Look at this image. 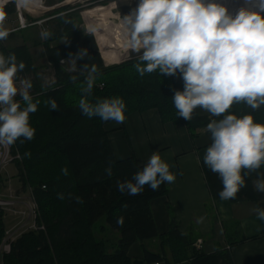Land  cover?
<instances>
[{
  "label": "trees",
  "instance_id": "16d2710c",
  "mask_svg": "<svg viewBox=\"0 0 264 264\" xmlns=\"http://www.w3.org/2000/svg\"><path fill=\"white\" fill-rule=\"evenodd\" d=\"M58 12L60 14L53 22L52 19L46 22L53 24L52 35L42 45L44 58L54 67L56 84L44 90L36 79L31 81L33 102L40 101L37 111L29 114V124L35 129V135L31 141L21 137L13 146V154L18 152L23 160L22 164L16 163L21 183L24 188L30 186L33 189L40 208L38 224L44 225L46 230L23 234L11 243L10 253L0 255V263L235 264L231 248L247 241L245 237L237 241L234 238L236 232L228 237L229 247L206 254L195 248L192 230L181 231L174 211H169L170 230L164 235L159 233L151 205L167 195L165 182L155 192L145 185L144 192L138 196L122 195L117 190V181L131 179L144 165H139L134 156L121 161L115 159L106 130L115 121L105 122L99 117L88 118L81 113L78 103L84 76L80 75L79 68L85 63L89 66L94 63L101 73L89 101L95 103L119 97L125 103V117L135 112L157 110L162 122L186 125L193 137L201 130H207V124L213 119L223 117L209 118L193 112L191 121L180 118L173 102L176 90L174 76L163 75L159 69L140 76L133 67L139 62V57L115 67H106L94 36L80 31L78 15L69 7L60 8ZM14 13L15 6L7 5L0 10V17ZM3 41L0 40V53L6 57L15 53L17 64L25 63V68L16 76L36 77L38 68L28 47L7 49ZM81 48L88 49L92 57L90 61L87 57L77 61L74 72H67L59 65L62 60H69L70 53L75 54ZM72 76L78 77L75 83L70 79ZM100 85L103 89L99 88ZM50 98L56 100L59 110L54 111L45 103ZM15 99L20 101L21 108L25 107L20 96ZM228 114L238 117L250 114L255 123L264 124V105L253 110L243 102L234 103L224 115ZM25 153H30V156H25ZM109 166L113 173L111 178L104 171ZM202 168L213 199L220 200L218 192L222 190V183L218 174L212 173L204 163ZM63 169H67V175ZM245 171L242 175L246 186L229 201L233 204L249 202L256 208H264V193L254 189L257 173L245 175ZM258 172L264 173V165ZM58 193H63L65 198L58 199ZM119 217L124 218L122 227L116 222ZM5 233L4 212L0 209V248ZM108 235L115 240L107 239ZM155 241L159 243V253L146 246ZM135 244L142 246L144 257L141 260L129 257Z\"/></svg>",
  "mask_w": 264,
  "mask_h": 264
},
{
  "label": "clouds",
  "instance_id": "9594fccd",
  "mask_svg": "<svg viewBox=\"0 0 264 264\" xmlns=\"http://www.w3.org/2000/svg\"><path fill=\"white\" fill-rule=\"evenodd\" d=\"M2 19L0 40L8 36ZM122 24L131 49L139 54V62L133 67L140 76L157 69L167 76H175L178 71L181 74L184 89L175 90L173 96L180 118L191 121L197 107L223 117L207 124L212 143L204 157L205 166L221 180L218 196L223 200L236 198L246 186L243 170L245 175L257 173L254 189L264 193V173L258 172L264 165V124L255 123L250 114L224 115L234 103L243 102L253 110L264 105V0H245V6L235 14L218 0H138L122 17ZM51 35L47 29L40 33L45 40ZM69 57L74 71L77 61L92 59L87 48L70 53ZM24 68L23 61L17 64L15 53L7 57L0 53V146H12L21 137L31 141L35 135L29 114L37 111L40 101L33 102L30 79L20 80L19 88L16 84V74ZM79 73L84 76L78 103L81 113L122 124L125 103L121 98L95 103L88 99L101 75L98 67L85 63ZM70 79L75 83L78 77ZM17 95L25 107L21 108ZM45 103L52 110H59L55 99ZM169 167L159 154L153 153L131 179L117 181V190L127 196L141 195L145 185L158 191L162 183L176 179ZM62 171L67 175V169ZM104 171L112 177L110 166ZM57 198L63 200L65 196L58 193ZM254 211L264 221V208ZM116 222L122 227L124 218L119 217Z\"/></svg>",
  "mask_w": 264,
  "mask_h": 264
},
{
  "label": "crops",
  "instance_id": "0c3cea01",
  "mask_svg": "<svg viewBox=\"0 0 264 264\" xmlns=\"http://www.w3.org/2000/svg\"><path fill=\"white\" fill-rule=\"evenodd\" d=\"M173 80L175 89L183 91L184 82L179 72ZM194 112L214 117L200 107ZM106 130L116 160L134 156L139 165H145L151 155L157 153L175 174L174 182H165L167 195L151 205L161 235L169 232V211H174L181 231L192 230L195 241H202V252L211 254L226 249L230 245L228 237L236 232L237 241L242 237L247 241L231 248L235 264H264V221L257 218L256 205L214 200L210 193L202 164L206 149L212 143L211 133L204 129L193 137L186 125L162 122L157 110L132 113L122 124L114 122ZM146 246L154 253L160 252L156 241ZM129 257L143 259L142 246H132Z\"/></svg>",
  "mask_w": 264,
  "mask_h": 264
},
{
  "label": "rangeland",
  "instance_id": "374dc122",
  "mask_svg": "<svg viewBox=\"0 0 264 264\" xmlns=\"http://www.w3.org/2000/svg\"><path fill=\"white\" fill-rule=\"evenodd\" d=\"M0 0L3 2V6L0 7V10L7 6L13 4L16 9V13L6 16L5 21L2 22L3 28L8 32V35H12L10 39H4L3 45L7 49H13L19 46H26L34 59L35 66L38 68L36 72V77L34 76H16V84L17 87H20V80L22 79H30L31 81L36 79L39 85L44 89L48 90L55 86L56 84V77L53 65L49 64L47 60L44 58V48L43 43L45 39H41L40 33L42 30L47 29L48 31L53 29V24L44 23L43 25L36 24L38 22L46 20H51L60 14L57 11L63 7H69L72 11H74L75 15H78V24L80 31L82 33L92 34L89 29L88 25L90 24L88 20H85L83 17V13L86 11H90L99 7H112L111 12L115 15H118L119 19L115 20L113 23L115 26L122 24V17L127 14L131 8L135 7L138 4V0H28L35 4H39V8H34V5L31 2L24 3V8L22 9V13L24 14L25 18L27 19L29 24H36L31 26L25 30H18V23H17V14L18 10L17 7H20V0ZM120 20V21H119ZM51 22V23H52ZM96 39L95 35L92 34ZM97 42V41H96ZM60 43V42H58ZM52 45H56V43H52ZM97 46L99 49V45L97 42ZM100 52V50H99ZM139 54L131 51L130 55L124 62L116 64L121 65L131 59L138 58ZM63 67L67 72H74L71 60L64 61L63 63L59 64ZM116 65L112 66L115 67ZM107 67V66H106ZM101 86V85H100ZM99 86V88H100ZM31 92V90H30ZM19 97L17 95L15 98ZM21 157V155H20ZM17 162L11 164L6 169V172H2V179L0 181V192L5 191L6 187L11 186L13 191L18 193L19 195L23 196L24 199L29 198V186L25 190L24 186L21 183L20 174L16 165ZM21 164L23 163L21 157ZM11 181V184L8 182ZM26 201V200H25ZM29 201H26L27 204ZM10 213V214H9ZM4 221L6 225V229H15L16 224L22 221V218L14 216L11 212H4ZM18 229V228H16ZM114 234V233H113ZM107 239L115 240V237L107 236Z\"/></svg>",
  "mask_w": 264,
  "mask_h": 264
},
{
  "label": "built area",
  "instance_id": "2783aa9c",
  "mask_svg": "<svg viewBox=\"0 0 264 264\" xmlns=\"http://www.w3.org/2000/svg\"><path fill=\"white\" fill-rule=\"evenodd\" d=\"M17 10L18 30H25L36 24L43 25L44 23H46V20H44L36 24H29L19 6L17 7ZM2 18V22L5 21V18ZM100 89H103V86H100ZM13 146L14 145L7 147L0 146V181L2 179V172H6V169L9 165L15 162H21L20 154L18 152L15 155L13 154ZM8 184H11V181H9ZM42 188L43 190L46 189L45 186H43ZM26 189L27 188H25V190ZM28 190L30 196L27 199H24L23 196L14 192L11 186L6 187L5 191L0 192V209L3 212H11L14 216L22 218V221L16 224L14 230L6 229L5 239L0 248V255L10 253L11 243L15 242L23 234L29 231L46 230L44 225L38 224V221L40 219V208L36 201L34 191L30 186ZM25 200L29 201V204H27ZM194 246L198 251H202V241H197Z\"/></svg>",
  "mask_w": 264,
  "mask_h": 264
},
{
  "label": "bare ground",
  "instance_id": "6f19581e",
  "mask_svg": "<svg viewBox=\"0 0 264 264\" xmlns=\"http://www.w3.org/2000/svg\"><path fill=\"white\" fill-rule=\"evenodd\" d=\"M7 1H5V4ZM218 2L227 6L233 14L240 7L245 6V0H218ZM31 3L34 5V8L40 7L39 4ZM23 4L22 0H20V9L24 8ZM0 5L3 6V2H0ZM112 8L113 6L99 7L83 13L84 19L90 23L88 25L89 31L96 37L103 62L108 67L122 63V61L124 62L130 55V52L133 51L129 44V38L125 34L123 24L115 26L113 23L119 17L111 12Z\"/></svg>",
  "mask_w": 264,
  "mask_h": 264
},
{
  "label": "water",
  "instance_id": "95a60500",
  "mask_svg": "<svg viewBox=\"0 0 264 264\" xmlns=\"http://www.w3.org/2000/svg\"><path fill=\"white\" fill-rule=\"evenodd\" d=\"M95 41H96V39H95ZM97 44V43H96Z\"/></svg>",
  "mask_w": 264,
  "mask_h": 264
}]
</instances>
